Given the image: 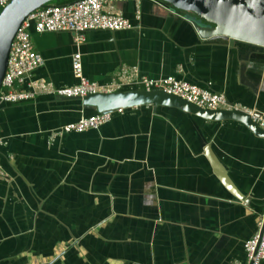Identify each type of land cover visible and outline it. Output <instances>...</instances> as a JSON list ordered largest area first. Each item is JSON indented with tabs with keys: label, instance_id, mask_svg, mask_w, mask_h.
I'll return each instance as SVG.
<instances>
[{
	"label": "crops",
	"instance_id": "crops-1",
	"mask_svg": "<svg viewBox=\"0 0 264 264\" xmlns=\"http://www.w3.org/2000/svg\"><path fill=\"white\" fill-rule=\"evenodd\" d=\"M102 6L131 28L87 30L77 46L69 32L30 29L42 64L13 89L27 90V81L46 89L0 103V264H246L243 243L264 211L263 137L236 120L158 104L64 132L94 110L51 90L76 83L78 51L82 75L102 89H129L135 75L173 76L264 116V49L200 38L160 0Z\"/></svg>",
	"mask_w": 264,
	"mask_h": 264
},
{
	"label": "built area",
	"instance_id": "built-area-1",
	"mask_svg": "<svg viewBox=\"0 0 264 264\" xmlns=\"http://www.w3.org/2000/svg\"><path fill=\"white\" fill-rule=\"evenodd\" d=\"M8 0H0V9ZM129 21L117 12L105 11L102 0H76L73 3H46L28 13L21 21L9 46L5 71L0 83V103H12L33 97L34 91L45 90L46 85L37 81H27V90H15L14 85H20L35 68L42 64L41 56L32 48L30 29L35 33L65 31L72 35L75 46L84 39V32L92 29L115 31L129 29ZM70 67L76 83L61 86L51 90L54 94L65 97H84L97 92H110L100 88L95 82L87 80L81 71L80 54H71ZM126 84L129 89L139 88L145 91L158 89L189 102L199 108L215 110L231 108L226 104L223 93L210 91L173 76L162 78H148L135 75ZM118 90V89H115ZM236 108L235 106H232ZM120 110V109H118ZM248 112L252 121L264 130V116H257L254 111ZM111 112H96L88 116L79 117L76 121L64 124V132H81L86 129H96L109 119ZM263 215V213H262ZM261 224V223H260ZM260 227V226H259ZM260 230V231H259ZM246 264H259L264 260V221L262 228H258L243 243Z\"/></svg>",
	"mask_w": 264,
	"mask_h": 264
},
{
	"label": "water",
	"instance_id": "water-1",
	"mask_svg": "<svg viewBox=\"0 0 264 264\" xmlns=\"http://www.w3.org/2000/svg\"><path fill=\"white\" fill-rule=\"evenodd\" d=\"M50 1L8 0L0 9V83L5 71L9 46L19 24L28 13ZM160 1L166 3L168 8L175 14L182 13V17L191 24L200 38L220 36L226 38L229 44L233 41H241L264 49V0ZM72 98L79 99L82 105L91 107L94 113L112 112L143 104L172 106L204 119L239 121L253 134L264 138V130L250 119L248 112L241 108H233L232 103L227 101L226 104L231 108L209 110L199 108L177 96L163 93L158 89L145 91L139 88L97 92L81 98ZM254 114L257 116L262 115L257 110H254ZM205 152L208 153L207 149H205ZM207 156L217 176L229 187L231 193L243 201V196L235 192L216 157L213 154H207ZM263 221L264 211L260 229Z\"/></svg>",
	"mask_w": 264,
	"mask_h": 264
},
{
	"label": "trees",
	"instance_id": "trees-1",
	"mask_svg": "<svg viewBox=\"0 0 264 264\" xmlns=\"http://www.w3.org/2000/svg\"><path fill=\"white\" fill-rule=\"evenodd\" d=\"M73 0H51L50 2L48 3H54V4H62V3H69Z\"/></svg>",
	"mask_w": 264,
	"mask_h": 264
}]
</instances>
